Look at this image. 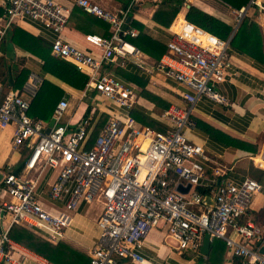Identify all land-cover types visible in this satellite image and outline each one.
Segmentation results:
<instances>
[{
  "label": "built area",
  "instance_id": "1",
  "mask_svg": "<svg viewBox=\"0 0 264 264\" xmlns=\"http://www.w3.org/2000/svg\"><path fill=\"white\" fill-rule=\"evenodd\" d=\"M193 1L180 0L177 13ZM253 3L250 0L248 5ZM73 5L108 22L110 35L85 33L86 46L79 48L60 36L69 20V8L54 0H5L0 43L13 23L29 18L57 34L50 42L51 55L86 74L84 94L94 90L117 107L132 108L135 87L102 67L133 63L147 73L163 72L183 86L181 96L187 107L163 110L160 119L166 126L162 130L140 125L130 114L110 116L90 141L96 121L89 115L71 128L67 98L58 100L51 115L54 123L46 132L48 121L28 114L29 101L18 89L0 90V130L12 125L13 146H31L21 169L9 170L0 179V219L8 214L10 225L24 226L57 243L73 226L72 212L79 204L98 201L102 209L95 223L98 234L88 254L89 264H124L125 260L152 264L139 249L147 233L159 224L178 250L198 252L208 235L221 239L239 264H264V227L250 218L242 219L261 183L251 177L239 184L207 179L208 157L201 145L185 135L186 129L194 127L191 108L199 98L227 103L217 86L227 75L229 38L175 17L166 52L153 59L130 42L138 33L130 21L123 29L127 10L112 12L91 0H73ZM245 11L244 6L234 9L236 25ZM35 78H28L33 96L40 83ZM45 169L56 172L47 190L49 203L38 192V179ZM178 184L190 187L182 193L176 189ZM198 187H209L210 192L200 194ZM205 197L213 198V206L205 203ZM7 232L0 234V264H18L10 254L12 241Z\"/></svg>",
  "mask_w": 264,
  "mask_h": 264
},
{
  "label": "crops",
  "instance_id": "2",
  "mask_svg": "<svg viewBox=\"0 0 264 264\" xmlns=\"http://www.w3.org/2000/svg\"><path fill=\"white\" fill-rule=\"evenodd\" d=\"M54 1L64 5L71 11L73 9H80V7L73 5V0ZM91 1L112 12L120 11L123 13L127 10L130 22L134 19L142 23L152 31L154 37H163L165 34L170 38L172 34L170 29L175 17L181 20L185 11L182 10L176 13L169 25L166 26L164 22L166 17L163 18V21H160V19L156 20L153 17L159 7L158 0H130L128 5L123 3L124 0ZM137 1H139L138 4H136ZM140 1L144 3L140 4ZM192 3L233 25L232 34L236 30L234 8L225 5L220 0H194ZM4 5L5 0H0V18ZM259 5L264 6V0H254L253 4H247L244 7L246 8L245 16H249L261 30L262 52L264 53V10L260 9ZM141 8L148 9L149 11L141 12ZM70 16L65 28L60 32V36L75 46L84 48L86 45L83 35L90 32L75 26L74 19ZM12 25H16L36 36L49 46L51 40L57 35L45 28L40 22L29 18L17 20ZM88 28L94 34L101 35L102 29L100 27L90 25ZM177 28L178 23L173 29L176 30ZM11 29L12 26L0 43V90L2 93L16 89L14 85L19 81L18 74L22 68L30 72L29 76L35 75L40 83L42 79L54 82L64 92L60 98L65 97L69 101L67 113L69 115L68 118H70L71 128L76 127L83 117L89 115L92 116V121H96L90 141L99 132L97 128L101 123L100 117L108 119L110 116L122 117L130 113L131 108L117 107L113 102L103 98L94 90H90L84 94L83 89H74L70 85L44 72L41 69V61L37 57H34L31 55L32 53L12 42ZM228 61L227 75L217 86V89L225 96L227 103L220 104L206 97L199 98L191 108L190 116L194 122V127L186 129L185 135L192 143L201 145L203 152L207 155V179L216 177L219 180H229L235 184H239L246 177H251L261 183V190L255 193L251 199L247 217L264 227V55L262 60L257 59L241 51L234 50L229 46ZM110 64L116 65L114 63ZM122 68H126L127 71L146 78L148 80L146 88L169 103V107H187V102L181 96L185 88L170 80L163 72L154 71L153 73H147L133 63H128ZM102 69L122 78L135 87L137 97L132 108L135 106L138 108L142 107V112L156 120L159 127L164 128L166 126L165 122L160 119V113L166 109H162L141 96V88L136 83L125 79L111 69H105V65H103ZM31 89L32 85L27 80L23 85L21 95L29 103L33 97V94L30 92ZM92 110L93 113L91 112ZM137 123L143 125L139 122ZM12 135V125L0 130L1 175L9 170L16 172L22 161L25 162L31 150L29 143L21 144L17 147L13 146ZM55 176L56 172H52L51 169H45L38 179V192L41 200L46 203H49L47 190L50 188V184L53 183ZM57 209L60 208H55V210ZM101 209L102 204L98 201L90 205L79 204L77 209L72 212L73 226L65 230L62 241L88 255L94 246V239L98 234L95 223ZM10 227V216L6 214L0 219V234ZM230 235L235 236L232 232ZM202 246L203 243L198 252L176 249L173 240L166 236L165 227L159 224L151 228L147 233L139 252L152 264H235L238 261L236 258L230 256L224 242L219 238L209 239L203 251H201ZM9 251L12 257L18 261V264H52L13 241L9 246ZM124 264L133 263L125 260Z\"/></svg>",
  "mask_w": 264,
  "mask_h": 264
},
{
  "label": "trees",
  "instance_id": "3",
  "mask_svg": "<svg viewBox=\"0 0 264 264\" xmlns=\"http://www.w3.org/2000/svg\"><path fill=\"white\" fill-rule=\"evenodd\" d=\"M129 1L130 0H124L123 3L128 5ZM220 1L234 9H239L243 6H246L249 2V0ZM179 2L180 0H158L157 3L159 7L154 13L153 17L156 20L160 19V21H163V18L166 17L164 22L166 23V26H168L170 21L179 10ZM143 3V1H140V4ZM70 17L74 19V25L80 29L93 33V31L88 27L90 25H95L102 29V36L110 35L107 22L96 17L95 15H90L81 8L73 9V11H71ZM183 17L187 21L222 39H228L230 37L229 46L231 48L262 60L264 55L262 52L261 43L262 33L259 26L249 16L243 17L233 34V25L223 21L213 14L202 10L193 3L188 5L183 13ZM130 26L135 27L138 31L136 37L130 38V42H132V44L139 48L143 53L147 54L153 59H158L166 52V44L169 40L168 36L164 34L163 37H154L152 35V31L149 28L145 27L142 23L134 19L131 20ZM11 30L12 42L32 53L31 55L34 57H37L41 61V69L44 72L70 85L74 89L82 90L85 87V83L87 82L86 74L79 71L72 63L67 62L60 57L51 55L50 46L47 43L16 25H12ZM105 69H111L113 72L121 75L125 79L136 83L141 88L140 95L162 109H167L169 107V103L165 102L162 100V98L153 94L146 88L148 84V80L146 78L129 72L126 70V68L112 64H106ZM29 73L30 72L27 69L22 68L18 74L19 81L14 86L20 92L23 90V85L28 80ZM63 93V90L57 84L48 79H42L29 103L28 114L32 117L47 121L51 117L53 110ZM142 110V107L138 108L135 106L134 108H131L129 114L132 115L137 122L143 125L150 126L157 130L163 129L158 126L159 124L156 120L145 115ZM100 119L101 123L97 128L98 130L104 124L107 118L102 119L100 117ZM23 163L24 161L21 163L22 166ZM21 165L18 170L21 169ZM196 189L200 194L210 192L209 187H198ZM247 218L248 217L246 215L242 219L244 220ZM7 235L13 242L34 252L52 264H89L88 255L73 247L72 245L64 241L51 243L24 226L12 224L8 229ZM236 262L237 263L235 264H239L238 261Z\"/></svg>",
  "mask_w": 264,
  "mask_h": 264
},
{
  "label": "water",
  "instance_id": "4",
  "mask_svg": "<svg viewBox=\"0 0 264 264\" xmlns=\"http://www.w3.org/2000/svg\"><path fill=\"white\" fill-rule=\"evenodd\" d=\"M129 21H130V16H127V18H126V22H125V24L123 25V29L126 28L127 23H128ZM53 123H54V118L51 117V118L49 119V121H48V125H47V128H46V130H45L46 132H48V131L50 130V128H51V126L53 125ZM1 177H2V175H1V173H0V179H1ZM189 187H190V184H187V185H185V186H183V185H181V184H178L176 189L179 190V191L182 192V193H185V192L188 191ZM204 201H205V203H207L208 205L213 206V198H211V197H205ZM208 240H209V236H208V235H205V236H204V239H203V246H202V248H201V251H203V250L206 248V245H207ZM261 251H264V248H262Z\"/></svg>",
  "mask_w": 264,
  "mask_h": 264
},
{
  "label": "rangeland",
  "instance_id": "5",
  "mask_svg": "<svg viewBox=\"0 0 264 264\" xmlns=\"http://www.w3.org/2000/svg\"><path fill=\"white\" fill-rule=\"evenodd\" d=\"M140 11H141V12H148L149 10H148V9H143V8H141ZM108 27H110L109 24H108ZM35 80H36V83H37L38 78L36 77ZM34 82H35V81H34ZM85 100H86V99H85ZM72 103H73V102H72Z\"/></svg>",
  "mask_w": 264,
  "mask_h": 264
},
{
  "label": "bare ground",
  "instance_id": "6",
  "mask_svg": "<svg viewBox=\"0 0 264 264\" xmlns=\"http://www.w3.org/2000/svg\"><path fill=\"white\" fill-rule=\"evenodd\" d=\"M138 3H139V1L136 2V4H138Z\"/></svg>",
  "mask_w": 264,
  "mask_h": 264
}]
</instances>
